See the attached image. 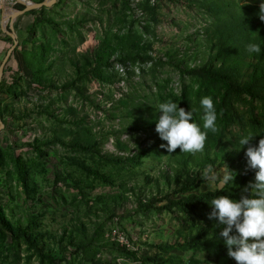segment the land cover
Masks as SVG:
<instances>
[{
    "label": "rangeland",
    "instance_id": "1",
    "mask_svg": "<svg viewBox=\"0 0 264 264\" xmlns=\"http://www.w3.org/2000/svg\"><path fill=\"white\" fill-rule=\"evenodd\" d=\"M261 2L58 0L16 20L0 95V264H236L213 252L226 247L214 198L185 203L255 181L239 140L264 139ZM17 4L0 0V65L13 45L3 12ZM168 100L207 131L203 152L160 147ZM208 165L217 180L201 179Z\"/></svg>",
    "mask_w": 264,
    "mask_h": 264
},
{
    "label": "clouds",
    "instance_id": "2",
    "mask_svg": "<svg viewBox=\"0 0 264 264\" xmlns=\"http://www.w3.org/2000/svg\"><path fill=\"white\" fill-rule=\"evenodd\" d=\"M258 18L264 22V2L259 3ZM247 51L259 54L261 48L257 43H250ZM200 103L204 110L203 128L215 134L218 131V115L214 102L211 97H203ZM158 111L155 131L161 140L167 142L166 145L161 144V148L166 147L169 154L177 149L181 153L203 152L207 131H202L192 122V111H186L171 100L160 103ZM253 137L251 134L245 135L240 138L239 144L241 147L248 145L245 153L247 166L255 170V181L249 183L238 200L226 195L214 198L210 203L212 211L208 217L216 219L218 226H223L220 235L224 238L227 255L236 264H264V139L259 140L258 146H252ZM225 169L220 182L227 185L234 180L235 174L226 166ZM201 179L217 180L211 165L203 170Z\"/></svg>",
    "mask_w": 264,
    "mask_h": 264
},
{
    "label": "water",
    "instance_id": "3",
    "mask_svg": "<svg viewBox=\"0 0 264 264\" xmlns=\"http://www.w3.org/2000/svg\"><path fill=\"white\" fill-rule=\"evenodd\" d=\"M57 2H58V0H44V1L39 2V3H34L31 1H28V3L19 2V4H21L23 6V8L21 10H15V14L10 19L9 24H8L9 31L6 30L7 23L6 24L4 23V31L6 33H8V36L12 39L13 45L7 51V54H6L5 58L3 59L1 65H0V83H1V80L3 78L4 67H5L6 63L8 62V59L10 58V55H11L12 51L14 50V48L17 44L16 38H15V33H14V25H15L16 20L21 15L25 14L26 12H28L30 10L39 9L42 7H52ZM2 128H3V125L0 121V130Z\"/></svg>",
    "mask_w": 264,
    "mask_h": 264
},
{
    "label": "trees",
    "instance_id": "4",
    "mask_svg": "<svg viewBox=\"0 0 264 264\" xmlns=\"http://www.w3.org/2000/svg\"><path fill=\"white\" fill-rule=\"evenodd\" d=\"M23 8V6L21 5V4H17V5H15V9H18V10H21ZM15 13V10H13V12H12V15ZM26 14H30V12H28V13H26ZM8 40H10L11 41V38L9 37L8 38ZM7 70H5L4 71V74H5V72H6ZM6 82H5V80H4V76H3V78H2V80H1V83H0V95L1 94H3L4 92H5V90H6V84H5ZM235 90H237V92H245V93H247V94H250V91H249V89H243V88H236ZM251 95V94H250ZM253 97V96H252ZM242 193H244V192H241V191H239V192H236V193H230V192H226V191H217V192H207V193H204V194H202L201 196H199V197H197V196H192V197H190V198H188L187 200H186V203L185 204H187V205H189V204H191V202H193V200H205V199H209V198H217V197H219V196H221V195H226V196H228V197H230L231 199H233V198H235V199H239V196L242 194ZM178 204H181V203H178ZM6 223H5V221H3V220H1V218H0V226L1 227H3L4 225H5ZM3 229V228H2ZM227 248L226 247H215V248H213V252L214 253H217V252H220V250H221V253L220 254H222V253H224L225 252V250H226Z\"/></svg>",
    "mask_w": 264,
    "mask_h": 264
},
{
    "label": "bare ground",
    "instance_id": "5",
    "mask_svg": "<svg viewBox=\"0 0 264 264\" xmlns=\"http://www.w3.org/2000/svg\"><path fill=\"white\" fill-rule=\"evenodd\" d=\"M19 2H23V3H28L27 0H18ZM13 12V9H8L7 8L4 10L3 12V19H4V23H8L11 17V13Z\"/></svg>",
    "mask_w": 264,
    "mask_h": 264
},
{
    "label": "built area",
    "instance_id": "6",
    "mask_svg": "<svg viewBox=\"0 0 264 264\" xmlns=\"http://www.w3.org/2000/svg\"><path fill=\"white\" fill-rule=\"evenodd\" d=\"M16 2H19L18 0H16Z\"/></svg>",
    "mask_w": 264,
    "mask_h": 264
}]
</instances>
